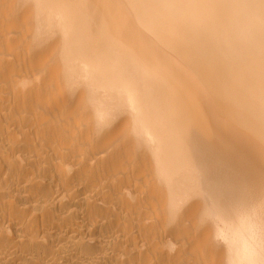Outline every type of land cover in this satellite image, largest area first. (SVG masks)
<instances>
[{
  "label": "bare ground",
  "instance_id": "1",
  "mask_svg": "<svg viewBox=\"0 0 264 264\" xmlns=\"http://www.w3.org/2000/svg\"><path fill=\"white\" fill-rule=\"evenodd\" d=\"M0 264H264V0H0Z\"/></svg>",
  "mask_w": 264,
  "mask_h": 264
}]
</instances>
